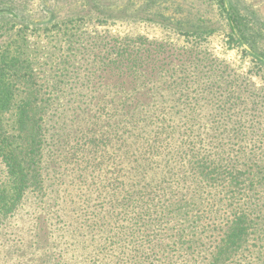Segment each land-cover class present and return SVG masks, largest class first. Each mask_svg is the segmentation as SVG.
Listing matches in <instances>:
<instances>
[{
	"label": "trees",
	"instance_id": "16d2710c",
	"mask_svg": "<svg viewBox=\"0 0 264 264\" xmlns=\"http://www.w3.org/2000/svg\"><path fill=\"white\" fill-rule=\"evenodd\" d=\"M63 36L68 47L55 41L46 76L36 72L38 55L1 60L0 225L18 204L50 191L54 169L46 165L73 157L77 175L104 160L106 198H118V216L182 226L183 212L202 207L205 227L188 243H219L211 264H226L241 243H260L264 256V165L227 147L245 136L202 127L199 91L189 83L200 73L197 55L175 63L164 56L165 65L149 70L142 62L159 58L152 43Z\"/></svg>",
	"mask_w": 264,
	"mask_h": 264
},
{
	"label": "rangeland",
	"instance_id": "374dc122",
	"mask_svg": "<svg viewBox=\"0 0 264 264\" xmlns=\"http://www.w3.org/2000/svg\"><path fill=\"white\" fill-rule=\"evenodd\" d=\"M63 34L84 42L108 35L145 47L152 43L159 58L142 62L149 70L165 65L164 56L175 63L197 55L200 73L189 83L199 91L202 127L214 125L215 135L245 136V144L233 139L227 147L247 149L264 165V0H0V64L6 56L38 55L36 72L46 76V62L59 51L55 41L60 49L68 47ZM71 159L56 168L46 165L54 169L50 191L39 202L35 194L18 204L0 225V264L213 262L219 243H188L205 227L207 219L197 217L202 207L183 212L182 226L135 223L118 216V198H106L104 160L76 175L78 162ZM1 170L0 160V182ZM261 249L260 243H241L225 262L264 264Z\"/></svg>",
	"mask_w": 264,
	"mask_h": 264
}]
</instances>
